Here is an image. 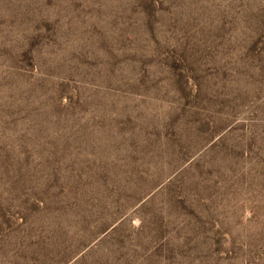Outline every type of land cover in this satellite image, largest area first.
<instances>
[{
  "label": "rangeland",
  "instance_id": "obj_1",
  "mask_svg": "<svg viewBox=\"0 0 264 264\" xmlns=\"http://www.w3.org/2000/svg\"><path fill=\"white\" fill-rule=\"evenodd\" d=\"M0 264H264V0H0Z\"/></svg>",
  "mask_w": 264,
  "mask_h": 264
}]
</instances>
